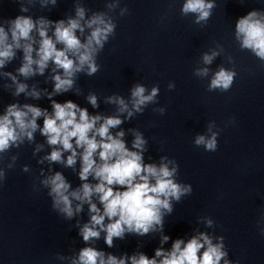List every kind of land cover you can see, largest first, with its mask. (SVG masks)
Listing matches in <instances>:
<instances>
[{
  "label": "clouds",
  "instance_id": "obj_1",
  "mask_svg": "<svg viewBox=\"0 0 264 264\" xmlns=\"http://www.w3.org/2000/svg\"><path fill=\"white\" fill-rule=\"evenodd\" d=\"M21 13L29 11L28 5L35 0H18ZM120 0H111L106 7L109 11L119 7ZM57 0H39L40 6H55ZM215 0H184L180 9L182 16L192 15L193 23L205 25L212 16ZM128 9L120 10V15ZM87 10L77 2L75 15L66 20H49L45 17L33 19L28 15H17L13 19L0 20V69H4L22 53L17 75L12 72H0L11 84L12 95L40 99L46 95L51 102V112L31 103H11L0 114V154L19 148L25 141L31 143L35 134L45 138L50 152L41 157L38 163L49 165L61 164L74 171L79 163L77 173L81 181L73 188L65 175L49 168L48 175L41 169L43 177L39 183L47 189L52 209L65 220H72L88 206V220L77 221L78 234L85 247L73 255L57 254V259L67 264H234L228 258L224 237H214L206 232L184 239H176L170 249L164 244L170 237L162 235L161 247L155 250L153 257L143 252L119 257L93 246L103 233L107 247L114 246L115 239H124L126 234L144 236L153 232H163L164 217L173 211V201L179 202L182 197L192 192L190 185L178 182L179 164L175 159L161 156L158 163H146L144 152L147 140L136 130L129 129L133 139L131 147L124 139L126 133L120 126L125 119L143 113L151 104H157L160 93L158 85L148 89L143 84H136L130 90L126 100L120 95L105 98L106 103L115 106L116 114H90L71 100L57 102L53 96L76 90L78 75L84 73L93 76L100 70L97 63L99 53L104 49L110 37L114 36L116 23L107 12H94L86 17ZM51 30V34H50ZM87 35L85 36V31ZM84 36V39H81ZM234 37L241 50L250 51L257 59L264 62V11L252 10L239 17L235 22ZM223 47L205 52L201 62L205 67L194 69L197 77H208L207 67L221 54ZM233 63L232 57H227ZM51 67L50 79L53 89L40 90L35 85L29 87L24 81L40 75ZM237 73L234 69L220 66L212 73L208 91L227 92L234 83ZM169 90L175 88L173 82L167 85ZM93 108H98V96L89 93L86 97ZM154 112L163 115L165 107H157ZM121 117H124L123 119ZM43 121L42 126L38 123ZM214 122L208 126V135H197L194 145L205 151L215 152L218 147L219 133L213 131ZM120 129L118 131H113ZM43 145H37L33 155L42 151ZM65 154H67L65 156ZM0 155V159H2ZM18 156L11 157L7 165L12 169ZM27 166L23 171L27 172ZM6 179V172L0 168V182ZM34 190L35 186H34ZM207 227L213 226V220L205 218ZM260 233L264 235V213L258 222ZM238 264V262H235Z\"/></svg>",
  "mask_w": 264,
  "mask_h": 264
}]
</instances>
